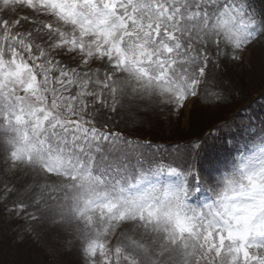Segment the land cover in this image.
Segmentation results:
<instances>
[{"label": "snow or ice", "instance_id": "6c2138e0", "mask_svg": "<svg viewBox=\"0 0 264 264\" xmlns=\"http://www.w3.org/2000/svg\"><path fill=\"white\" fill-rule=\"evenodd\" d=\"M257 41L264 0H0L14 242L77 264H264V122L221 175L198 167L196 140L133 136L189 98L223 104L230 89H202Z\"/></svg>", "mask_w": 264, "mask_h": 264}, {"label": "rangeland", "instance_id": "374dc122", "mask_svg": "<svg viewBox=\"0 0 264 264\" xmlns=\"http://www.w3.org/2000/svg\"><path fill=\"white\" fill-rule=\"evenodd\" d=\"M243 55L244 61L242 64L225 61L217 81L209 83L212 88L209 89L208 84L205 89H202V91L206 90L209 93L220 88L230 89L231 94L227 95L226 93L227 99L223 104L218 107H209L210 100L201 97L189 98L183 109L171 113L166 110L159 112L151 123L145 121L142 126H138L133 136L139 137L141 140H152L161 143H190L196 140L203 148L211 143L221 145L223 140L229 139V150L222 152V156L229 160L233 155L231 152H236V155L233 156L236 157L241 151L250 148L251 141L239 134L245 123L253 120L252 123L254 124L258 120L252 137L258 136L260 124L264 122V91L262 98H255L260 91L255 93L252 99L245 100V95L239 93L236 84L231 85L228 80V82L223 81L219 84L222 79L221 74L224 73V75L230 77L232 71L234 74L244 75L246 83L252 82L253 77L264 64V41H257ZM230 79L234 81L233 76ZM232 113H234V117L231 119L228 114ZM254 117L258 119L255 120ZM124 122L130 123V118L125 116ZM244 142L248 145L244 146ZM240 146H242V149H238ZM231 161L235 162L234 160ZM212 164L209 163V166L213 167ZM230 168V165L224 164L222 170L225 172ZM223 172L218 175L223 174ZM209 195L208 191L202 190L198 200L201 202L206 201ZM2 216L3 214L0 213V264H54V262L55 264H77L75 254L52 257L46 255L43 249L37 248L30 241L16 244L12 229L16 228L18 224H22L23 221L6 223Z\"/></svg>", "mask_w": 264, "mask_h": 264}, {"label": "trees", "instance_id": "16d2710c", "mask_svg": "<svg viewBox=\"0 0 264 264\" xmlns=\"http://www.w3.org/2000/svg\"><path fill=\"white\" fill-rule=\"evenodd\" d=\"M221 76H222L221 77L222 79L219 81V84H221L223 81H225V82L229 81V83L231 85L236 84L239 93L241 95H245V100L252 99L255 93H259L260 91L262 92L264 90V64L260 67V70L253 77V80H252L253 84H251L252 82L246 83V78L244 75L234 74L233 71L231 72V75H229V76L230 77L233 76L234 81H231L230 77H228V75H224V73L221 74ZM232 115H233V113L228 114V117H230L232 119L233 118ZM221 117H223V116H221ZM211 145H212V147L205 146L202 150L201 158L198 161V167H200V169H201L202 164H208V160H213V161H215V163H217L220 160V158L218 157L219 153L217 154V151L215 148L217 146L215 144H211ZM203 172L206 176L213 173L211 170L210 171L204 170Z\"/></svg>", "mask_w": 264, "mask_h": 264}]
</instances>
